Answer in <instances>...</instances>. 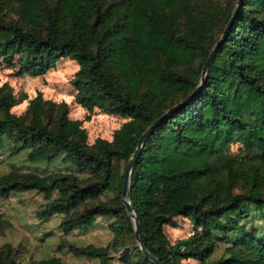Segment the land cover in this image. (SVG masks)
<instances>
[{"label": "trees", "instance_id": "16d2710c", "mask_svg": "<svg viewBox=\"0 0 264 264\" xmlns=\"http://www.w3.org/2000/svg\"><path fill=\"white\" fill-rule=\"evenodd\" d=\"M10 1L19 17L9 18L2 2L4 62L13 66L18 59L20 73L42 76L61 58L73 59L80 66L77 102L130 121L112 141L88 145L66 103L38 95L18 116L15 97L0 87V146L9 139L15 153L31 149L34 161L63 157L88 175L15 169L0 176V195L44 194L48 203L38 217L65 214L67 232L112 219L111 247L89 244L74 252L112 264L110 250L125 249L126 264H153L123 202L126 166L153 122L195 92L238 0ZM131 137L133 146L125 149ZM128 198L143 242L162 264H264V232L248 228L256 217L264 223V0H243L204 85L147 138ZM178 217L196 229L170 245L164 228ZM222 242L226 257L210 260ZM10 253L0 248V264H16Z\"/></svg>", "mask_w": 264, "mask_h": 264}, {"label": "rangeland", "instance_id": "374dc122", "mask_svg": "<svg viewBox=\"0 0 264 264\" xmlns=\"http://www.w3.org/2000/svg\"><path fill=\"white\" fill-rule=\"evenodd\" d=\"M5 3L4 11L9 18H18V6L14 1L0 0ZM19 60L13 66L4 62L0 56V87L6 93L15 97L13 113L22 116L33 99L42 95L44 100L55 104L68 105V117L79 121L86 132V142L93 145L98 139L112 141L114 133L130 118L107 114L99 108L88 110L77 102L78 90L74 80L80 71L79 64L70 58H61L56 67L45 75L31 76L20 73ZM133 146V137L125 144V149ZM239 145L234 144L233 152H238ZM32 150L26 149L19 153L13 151V143L6 139L0 146V176L9 174L18 169L22 172H33L48 175L59 172H74L81 178L88 175L81 172L70 162L57 157L48 160H31ZM56 197V194H55ZM114 194L107 193L103 199L109 200ZM48 203L44 194L35 191L13 192L9 195H0V248H10L11 259L16 264H42L50 258H61L64 264H99L97 259L78 256L74 252L76 247H85L89 244L111 247L113 233L110 224L114 221L106 217H99L92 226L79 227L71 232L66 231L63 223L68 219L65 214H55L49 219L38 217V212ZM248 228H256L263 234V221L256 217L249 220ZM195 225L187 217L175 218L164 230L170 245L190 237L195 231ZM228 244L222 242L210 260L227 255ZM5 247V248H4ZM113 256L112 264H126L129 255L125 249L110 250ZM183 264H201L196 259H187Z\"/></svg>", "mask_w": 264, "mask_h": 264}, {"label": "water", "instance_id": "95a60500", "mask_svg": "<svg viewBox=\"0 0 264 264\" xmlns=\"http://www.w3.org/2000/svg\"><path fill=\"white\" fill-rule=\"evenodd\" d=\"M242 3H243V0H238L237 6H236V8L234 10V13H233V15H232V17L230 19V22H229L227 28L225 29V31L222 34V36L220 37L219 41L215 45L214 49L212 50V52H211V54H210V56H209V58H208V60H207V62L205 64V66H204L203 74H202V77H201V81L199 83V86L195 90V92H193L185 100L180 102L178 105L174 106L172 109L167 111L165 114H163L161 117H159L158 119H156L153 122V124L143 133L141 138H139L137 148H136L135 152L133 153L132 157L130 158L127 166H126L125 179H124V188H123V202H124V204H125V206L127 208L128 214L131 217V219L133 220V223H134V226H135L136 242H137L138 246L140 247V249L142 250L143 254L153 264H162V263L155 255H153L149 251V249L146 247L145 243L143 242V240L141 238V235H140V231H139V220H138V217H137L135 211L133 210V207L131 206V202H130V200L128 198L130 185H131V175L133 173L134 164H135L136 160L138 159V157L140 156L147 138L152 134L154 129L163 120H166L169 117L170 113H172L173 111H176L178 108H180V107L184 106L185 104H187L193 98V96L196 94V92L199 90V88L204 85V83H205V81L207 79V75H208L210 64H211L214 56L216 55L219 47L222 45V43L228 37V35L230 33V30H231V27H232L234 21L236 20L237 15L239 13V10H240V8L242 6Z\"/></svg>", "mask_w": 264, "mask_h": 264}]
</instances>
